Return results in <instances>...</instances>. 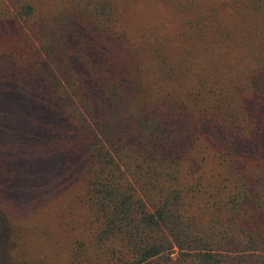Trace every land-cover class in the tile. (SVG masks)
Masks as SVG:
<instances>
[{"label": "trees", "instance_id": "obj_1", "mask_svg": "<svg viewBox=\"0 0 264 264\" xmlns=\"http://www.w3.org/2000/svg\"><path fill=\"white\" fill-rule=\"evenodd\" d=\"M0 264H264V0H0Z\"/></svg>", "mask_w": 264, "mask_h": 264}, {"label": "rangeland", "instance_id": "obj_2", "mask_svg": "<svg viewBox=\"0 0 264 264\" xmlns=\"http://www.w3.org/2000/svg\"><path fill=\"white\" fill-rule=\"evenodd\" d=\"M20 191H22V189H20ZM22 197H23V192H22ZM20 205H19V212H21L22 214L26 215L27 210H28V200L27 198L24 196L23 199L21 198L19 201Z\"/></svg>", "mask_w": 264, "mask_h": 264}]
</instances>
